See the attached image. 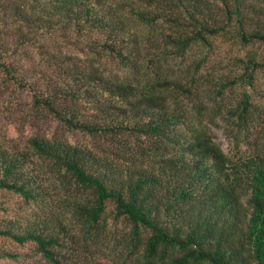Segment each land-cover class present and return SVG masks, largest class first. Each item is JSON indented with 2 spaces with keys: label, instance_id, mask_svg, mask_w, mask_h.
<instances>
[{
  "label": "trees",
  "instance_id": "16d2710c",
  "mask_svg": "<svg viewBox=\"0 0 264 264\" xmlns=\"http://www.w3.org/2000/svg\"><path fill=\"white\" fill-rule=\"evenodd\" d=\"M139 1L124 2L125 12L107 0H0V52L12 23L18 43L39 41L53 73L54 58L62 62L56 80L37 85L0 54L8 78L31 91L25 117L35 126L24 146L0 142L5 264H44L17 246L49 264H75L70 242L85 247L108 233H119L123 264H264V154L230 158L204 121H190L188 106L218 112L237 140L231 124L248 130L258 117L245 86L264 69V51L229 54L231 67L219 74L200 72L205 55L183 67L175 60L220 40L264 42V0ZM57 41L85 45L133 75L64 65ZM235 85L240 96L222 102ZM54 119L83 136L45 132L40 122ZM5 192L47 213L29 217Z\"/></svg>",
  "mask_w": 264,
  "mask_h": 264
},
{
  "label": "rangeland",
  "instance_id": "374dc122",
  "mask_svg": "<svg viewBox=\"0 0 264 264\" xmlns=\"http://www.w3.org/2000/svg\"><path fill=\"white\" fill-rule=\"evenodd\" d=\"M110 3L120 4L123 10L127 12L129 7L124 2L129 1L135 3V5L142 6L139 0H107ZM3 12L0 10V19ZM1 25V24H0ZM8 27L4 29L7 31V48L1 50L0 54L4 55L13 67V73L26 79L32 83L40 85L41 82H46L49 77L54 76V80L57 79L58 64L62 62L54 58V73L51 70L52 65L50 61L46 60L45 54L42 53L37 44L39 41L34 43H18L15 34L12 32V23L5 24ZM2 26H0L1 28ZM144 31H147V27H143ZM40 41H42L40 39ZM79 45V46H78ZM58 44L54 42V52L59 54L63 60L64 65L70 64L71 62H77L79 65L89 67L91 64H97L105 69L106 74L114 77H131V69L128 67L123 68L115 61L109 60L106 57H96L88 49L87 46L78 44ZM257 49L264 51V42H251L245 47L238 43H231L227 41H218L216 47L209 49L206 46L194 47L191 49L186 59L182 61L175 58L176 62L181 67L186 66L190 59L201 57L203 55L205 61L200 66V72H206L207 70L214 71L215 74H219L223 71H227L230 59L229 54L243 53L245 49ZM1 59V55H0ZM150 63V61H147ZM4 67L0 65V142L9 148L13 146H24L25 138L31 134L35 126L30 122L26 121V113L29 112V104L31 102V91L28 88H20L10 77L6 75ZM54 74V75H53ZM251 93V100L258 107L257 120L254 125L248 129L243 130L242 127H236L233 124V131L237 133V140L233 138L232 131L228 125V121L222 118L220 115H216L210 107L209 110L201 111L198 107H202L200 102H188L189 106V119L193 124H197L200 121H204L208 125L209 131L213 136V139L219 143L226 152V154L232 158L237 159L239 156H246L255 152L264 154V69L258 72L257 77L252 86H245ZM243 89L241 85H235L231 89L225 90L223 96L220 98L222 102L226 104H233L236 99L240 96V91ZM219 98V96H217ZM195 101L197 98H193ZM195 104V105H194ZM215 114V115H214ZM42 129L49 134L56 132L57 134L67 133L70 138L79 139L83 136L82 133L76 132L73 134L67 131L63 132L59 128L56 120L41 121ZM185 130V127H183ZM14 198L12 204L15 209L22 211L27 216H33L35 213L45 215L47 208L38 206L35 203H26L19 198L17 194L8 193ZM117 236V237H116ZM119 233H108L102 237H98L96 243H88L85 247L79 243L70 242V246L78 249H72L79 256L75 264H123L121 263L120 253L121 246L118 241ZM10 245L7 240L0 238V245ZM21 253L26 254L29 252L36 258L42 261L44 264L47 263L43 258H39L35 252H32L31 248L27 246H17ZM21 254V257H26ZM0 264L5 262L0 261ZM6 264H18L16 261H8Z\"/></svg>",
  "mask_w": 264,
  "mask_h": 264
}]
</instances>
